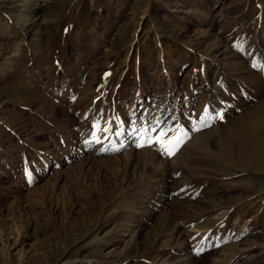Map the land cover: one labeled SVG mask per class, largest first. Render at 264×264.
<instances>
[{
    "label": "rangeland",
    "instance_id": "obj_1",
    "mask_svg": "<svg viewBox=\"0 0 264 264\" xmlns=\"http://www.w3.org/2000/svg\"><path fill=\"white\" fill-rule=\"evenodd\" d=\"M0 264H264V0H0Z\"/></svg>",
    "mask_w": 264,
    "mask_h": 264
},
{
    "label": "snow or ice",
    "instance_id": "obj_2",
    "mask_svg": "<svg viewBox=\"0 0 264 264\" xmlns=\"http://www.w3.org/2000/svg\"><path fill=\"white\" fill-rule=\"evenodd\" d=\"M165 136H166V133L160 132V134L156 137V140L157 142L165 146V150L168 152L169 155H172L174 154L175 148L178 147L182 141L180 140L179 137L174 138V140L165 141L164 139Z\"/></svg>",
    "mask_w": 264,
    "mask_h": 264
}]
</instances>
